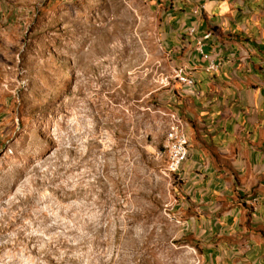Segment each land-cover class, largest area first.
<instances>
[{
  "label": "rangeland",
  "instance_id": "1",
  "mask_svg": "<svg viewBox=\"0 0 264 264\" xmlns=\"http://www.w3.org/2000/svg\"><path fill=\"white\" fill-rule=\"evenodd\" d=\"M151 3L0 0V264H264V236L186 230Z\"/></svg>",
  "mask_w": 264,
  "mask_h": 264
},
{
  "label": "crops",
  "instance_id": "2",
  "mask_svg": "<svg viewBox=\"0 0 264 264\" xmlns=\"http://www.w3.org/2000/svg\"><path fill=\"white\" fill-rule=\"evenodd\" d=\"M151 1L174 65L195 81L180 85L169 105L189 141L177 173L186 230L204 242L211 235L263 242L264 0ZM210 62L221 65L208 71ZM247 199L252 206L241 204Z\"/></svg>",
  "mask_w": 264,
  "mask_h": 264
},
{
  "label": "built area",
  "instance_id": "3",
  "mask_svg": "<svg viewBox=\"0 0 264 264\" xmlns=\"http://www.w3.org/2000/svg\"><path fill=\"white\" fill-rule=\"evenodd\" d=\"M193 31V30H192ZM211 33H207L203 36V40L208 39ZM198 49L203 53V42H198ZM221 63L210 62L207 70L215 71L220 67ZM176 77L186 86L193 87L195 84L189 71L180 67L176 71ZM188 137L184 131V125L182 120L176 115H172V121L168 127L166 133V153L168 158V171L172 173H178L182 164L188 157Z\"/></svg>",
  "mask_w": 264,
  "mask_h": 264
}]
</instances>
